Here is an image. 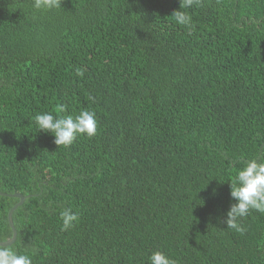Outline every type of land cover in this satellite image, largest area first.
<instances>
[{
	"label": "trees",
	"instance_id": "1",
	"mask_svg": "<svg viewBox=\"0 0 264 264\" xmlns=\"http://www.w3.org/2000/svg\"><path fill=\"white\" fill-rule=\"evenodd\" d=\"M179 2L0 0V237L27 196L9 247L32 264H264V213L223 222L236 171L264 161V0H201L190 26ZM83 109L97 132L69 146L35 123Z\"/></svg>",
	"mask_w": 264,
	"mask_h": 264
},
{
	"label": "clouds",
	"instance_id": "2",
	"mask_svg": "<svg viewBox=\"0 0 264 264\" xmlns=\"http://www.w3.org/2000/svg\"><path fill=\"white\" fill-rule=\"evenodd\" d=\"M201 0H180L179 9L174 10L172 16L178 25L190 26L192 17L187 12ZM60 5V0H34L37 10L54 9ZM77 75L83 76L84 70L78 68ZM38 130L51 133L57 146H69L77 135L93 137L97 132V119L94 111L83 109L75 116L67 115L55 117L52 113H38L35 116ZM230 196L235 201L227 210L223 222L228 229L243 233L246 229L240 220L249 215L252 210L264 213V161L253 158L246 160L244 166L236 171L230 182ZM62 230L66 231L78 222V213L70 207L60 212ZM0 264H32V255L17 252L9 247L3 237H0ZM149 264H176L175 260L160 250H154L149 256Z\"/></svg>",
	"mask_w": 264,
	"mask_h": 264
},
{
	"label": "water",
	"instance_id": "3",
	"mask_svg": "<svg viewBox=\"0 0 264 264\" xmlns=\"http://www.w3.org/2000/svg\"><path fill=\"white\" fill-rule=\"evenodd\" d=\"M0 194L4 195V193L1 191H0ZM10 196L18 197V201L8 210V213H7V221H8V224L10 226V229H11V237L8 238L7 240H5V242H7V244H8V246L11 245L15 241L16 234H17L16 229L13 225V221H12V213L14 212V210L18 206H20L24 202L25 198L27 197V196H24L20 193H14V194H11Z\"/></svg>",
	"mask_w": 264,
	"mask_h": 264
}]
</instances>
